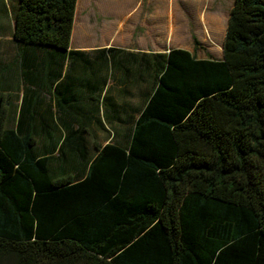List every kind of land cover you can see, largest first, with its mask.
<instances>
[{"label": "trees", "instance_id": "1", "mask_svg": "<svg viewBox=\"0 0 264 264\" xmlns=\"http://www.w3.org/2000/svg\"><path fill=\"white\" fill-rule=\"evenodd\" d=\"M77 3L17 0L14 38L73 54ZM223 48L146 55L128 146L82 180L0 117V264H264V0H235Z\"/></svg>", "mask_w": 264, "mask_h": 264}, {"label": "crops", "instance_id": "2", "mask_svg": "<svg viewBox=\"0 0 264 264\" xmlns=\"http://www.w3.org/2000/svg\"><path fill=\"white\" fill-rule=\"evenodd\" d=\"M150 3L132 1L129 13L106 16L100 33L80 30L77 3L71 55L17 42L14 31L0 34V117L35 138L34 150L48 157L58 179L82 180L99 149L128 146L154 72L146 55L174 49L196 55L183 25L162 33L160 16L138 13ZM106 5L98 4L100 12Z\"/></svg>", "mask_w": 264, "mask_h": 264}, {"label": "rangeland", "instance_id": "3", "mask_svg": "<svg viewBox=\"0 0 264 264\" xmlns=\"http://www.w3.org/2000/svg\"><path fill=\"white\" fill-rule=\"evenodd\" d=\"M107 3L106 13L100 12L98 4ZM111 1V6L109 5ZM137 0H78L77 26L85 33H100L104 19L129 13ZM150 5L142 7L139 14L158 15L162 33L172 26L183 25L186 41L199 58H223V45L227 32L230 11L235 0H147ZM17 0H0V34L14 31V12ZM100 9V10H99ZM124 10V11H123ZM127 11V12H125ZM103 30V29H102ZM196 41L198 44H196Z\"/></svg>", "mask_w": 264, "mask_h": 264}]
</instances>
